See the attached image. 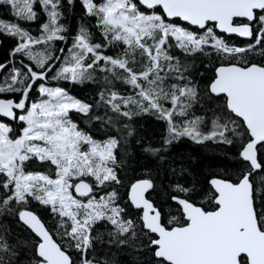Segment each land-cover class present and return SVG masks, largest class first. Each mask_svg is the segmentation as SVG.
I'll list each match as a JSON object with an SVG mask.
<instances>
[{
    "label": "snow or ice",
    "instance_id": "obj_1",
    "mask_svg": "<svg viewBox=\"0 0 264 264\" xmlns=\"http://www.w3.org/2000/svg\"><path fill=\"white\" fill-rule=\"evenodd\" d=\"M80 3L82 20L95 24L72 35L63 0H0L13 17L0 18V34L17 38L0 63V216L18 217L36 237L0 225V264H116L98 246L146 251V264H264V0ZM42 16L37 34L23 26ZM200 57L218 64L203 85L193 76ZM86 81L97 85L92 102L67 86ZM221 99L196 114L202 101ZM72 113L107 138L95 139ZM145 115L166 124L161 146L143 148L161 161L188 138L237 147L239 165L210 187L177 180L167 200L149 172L128 185L125 201L119 170L129 148L142 146L135 118Z\"/></svg>",
    "mask_w": 264,
    "mask_h": 264
},
{
    "label": "trees",
    "instance_id": "obj_2",
    "mask_svg": "<svg viewBox=\"0 0 264 264\" xmlns=\"http://www.w3.org/2000/svg\"><path fill=\"white\" fill-rule=\"evenodd\" d=\"M66 5L65 20L69 31L72 35H75L76 29L81 23H85L88 26L94 25L95 20L92 18L83 19V10L80 0H74L72 4H67V0H63ZM0 18L13 20L12 15L8 11V6L0 4ZM46 20L45 16H42L38 22H25L24 27L30 28L33 34L36 33L39 23H43ZM94 33H97V39H99L98 32L95 28L91 29ZM233 41L242 42L243 39L232 36ZM17 43V38L9 37L5 34H0V63L8 62L11 57L9 53ZM69 45L71 41L69 40ZM63 43H58L57 47H64ZM114 51H119L116 49ZM108 54H113L109 52ZM203 61V63H201ZM27 63V60H25ZM218 66L215 58L211 64L208 63L207 58L200 57L196 59L195 66L193 68V76L201 85L206 84L207 77L213 74L214 67ZM203 73V77L198 75ZM97 75H99L97 73ZM67 83V82H65ZM69 90L72 95H76L78 98L86 99L88 102L96 97L97 85L93 82L86 81L84 84H68ZM121 91H130L126 86H119ZM223 101H215L209 103L202 101L204 109L199 106L195 109L197 115H203L205 111L216 108ZM103 109H101V112ZM209 116L211 112H208ZM73 119L78 123L79 127L85 131L91 132L95 139H106L104 131H101L97 122L89 120L88 117L82 114L72 113ZM210 126V125H209ZM136 137L141 139V145H135L132 141V146L129 148V155L125 158V166L119 170V174L123 181V186L119 187L121 197L127 201L128 185L134 182L135 179L144 178L146 173L157 174V183L161 185L158 189V198L161 200H167V186L179 180V182L189 185L196 183L197 187L204 188L210 187L208 182L213 178L215 174H219L227 170H235L239 165V159L237 155V147L229 145H221L212 141H207L204 144H197L188 138H182L178 142L170 146L167 152L163 153L165 159L160 160L159 156L152 155L151 153L143 151V148L152 146L160 147L162 137L166 133L165 122L158 120L154 116L145 115L135 118ZM153 196H157V193H153ZM130 203V202H129ZM31 210L37 212V214L45 220L48 224L52 223V218L49 214V210L37 202L32 201L29 205ZM134 215L141 214L137 211L133 212ZM0 225L6 226L11 230L12 235L19 237L22 240L30 241L36 239L35 235L25 227L18 217L9 215L0 216ZM100 231H104V226H98ZM146 242V241H145ZM97 254L100 258H112L116 264H140L151 259L149 253L136 251L131 247L111 250L103 246H98Z\"/></svg>",
    "mask_w": 264,
    "mask_h": 264
},
{
    "label": "water",
    "instance_id": "obj_3",
    "mask_svg": "<svg viewBox=\"0 0 264 264\" xmlns=\"http://www.w3.org/2000/svg\"><path fill=\"white\" fill-rule=\"evenodd\" d=\"M233 36L236 37L235 34H233ZM240 39H243V40H244L245 38H240ZM141 214H142V213H141ZM21 223H22V222H21ZM22 224H23V223H22ZM23 225H24V224H23ZM24 226H25V225H24ZM25 227H27V226H25ZM34 235H35V234H34Z\"/></svg>",
    "mask_w": 264,
    "mask_h": 264
}]
</instances>
